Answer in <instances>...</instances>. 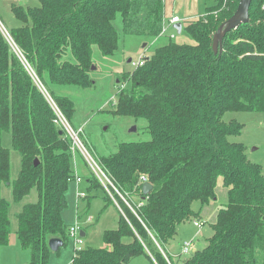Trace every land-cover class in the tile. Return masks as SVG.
<instances>
[{"label":"trees","instance_id":"1","mask_svg":"<svg viewBox=\"0 0 264 264\" xmlns=\"http://www.w3.org/2000/svg\"><path fill=\"white\" fill-rule=\"evenodd\" d=\"M37 1L35 7L12 5L21 25L9 33L70 122L75 103L58 90L95 85L90 74L94 47L105 57L117 53L118 17L127 36L160 38L170 27L165 0ZM211 1L182 29L193 44L171 41L125 74L132 89L120 88L112 113L146 120L151 139L119 144L102 165L142 206L134 214L122 203L125 216L120 213L117 229L104 232L105 247L75 250L71 264H131L142 256L150 264H264V172L249 160L244 144L230 141L242 133L243 125L224 120L226 113L264 114V15L257 14L264 10V0H254L250 22L240 27L242 37L229 38L234 31L229 33L218 54L214 34L233 16L240 0ZM61 131L0 28V254L12 237L11 203L2 197L3 187L11 188L15 203L37 191V202L24 205L17 215L15 231L21 248L30 252L29 264H49L50 239H61L63 246L69 241L63 213L76 174L71 143ZM4 133L11 134L13 149L20 154L16 179L11 177V151L2 145ZM143 175L153 187L145 199L137 189ZM88 176V191L94 183L103 191L95 177ZM219 178L228 189V204L218 211L207 246L183 259L181 249L171 250L178 228L201 218L193 204L205 207L216 199ZM84 198L89 200L87 205L79 202V219L93 197Z\"/></svg>","mask_w":264,"mask_h":264},{"label":"rangeland","instance_id":"2","mask_svg":"<svg viewBox=\"0 0 264 264\" xmlns=\"http://www.w3.org/2000/svg\"><path fill=\"white\" fill-rule=\"evenodd\" d=\"M165 1L167 16L173 17L177 15L184 27L190 19L192 20L202 15L206 8L212 5L211 0ZM259 13L264 15L263 7L258 10L257 14L259 15ZM0 21L8 32L15 26L21 25L20 21L12 13L10 0H0ZM256 23L259 24L260 20H257ZM173 25H170L167 32L160 38L127 36L123 33L121 17H118L115 21V26L120 34L117 53L112 57H105L101 54L98 47H94L93 59L96 69L92 70L90 74L95 85L89 89L76 87L59 88L58 94L69 97L75 103L76 112L71 121L72 125L75 128H84L82 140L88 148L94 151V154L100 159L101 163L103 162V158L117 152L121 143L146 142L151 139V133L146 120L118 117L113 115L112 112L118 103L120 88L125 90L132 89V83H126L124 78L125 74H131L135 71L133 62L149 58L158 47L166 45L171 41L179 44L194 43L192 37L187 32L179 34ZM243 32L239 28L229 38L233 36L240 38ZM130 59L132 63H128ZM32 78L49 106L51 102L48 99V95L58 106L51 91L42 84L40 79L37 77L40 81L39 83L34 76ZM224 120L227 123L238 122L243 125L242 133L238 136H231L230 141L244 144L249 160L260 165L264 172V114L258 112L226 113ZM134 127L136 131H131ZM2 145L11 151V177L12 179H16L21 169V158L20 154L13 149L11 134L4 133L2 135ZM73 162L76 177L83 176L82 180H84L80 184L76 179L69 183L66 195L68 207L63 213V219L69 228L79 222L86 230L87 236L83 238V248H104L103 234L106 231L117 229L120 211L112 203L111 198L94 183L92 191L89 192L93 197L91 199V207L86 212H82L81 219L78 218V195H86L90 171L88 165L79 155L73 158ZM90 175L92 174L90 173ZM215 192L216 199L211 200L205 207H202L200 202L193 204V209L201 213L202 225L198 228L194 225L193 221L182 224L178 228V233L174 239L175 249L173 252H180L181 246L185 242H193V251L207 246L208 239L214 234L212 225L216 222L217 213L228 204V189L224 186L223 178L218 179ZM93 194L97 195L98 198L94 197ZM2 197L11 203L12 237L10 244L1 250L0 264H29L30 252L24 251L21 248L15 231L18 227L17 215L21 212L24 205L37 202V191L34 189L20 203H15L11 188L3 187ZM105 197H108L112 204L106 201ZM135 199L133 200L137 201ZM89 217L94 218L91 224H88ZM76 248L75 239L69 237L67 245L61 247L59 252L51 251L49 264H71ZM163 256L168 259L165 253ZM182 257L185 259L189 255L185 254ZM132 264H150V261L146 256H142Z\"/></svg>","mask_w":264,"mask_h":264},{"label":"built area","instance_id":"3","mask_svg":"<svg viewBox=\"0 0 264 264\" xmlns=\"http://www.w3.org/2000/svg\"><path fill=\"white\" fill-rule=\"evenodd\" d=\"M181 23V19L178 16H173L170 20V25ZM0 28L7 38V40L10 42L12 48L16 51V53L20 56L22 61L27 67L28 72L31 76H34L37 82L40 83L39 79L37 78L34 70L30 67V65L26 62V60L22 57L20 52L17 50L16 45L14 44L12 37L10 33L5 29L3 24L0 21ZM167 32V28L164 29L163 35ZM174 37V36H172ZM145 58L140 59L138 62H133V66L135 68L141 67L145 64ZM48 99L50 100L51 109L55 114V124L61 128V130L66 134V137L69 139L71 143V152L73 155V158L75 156H80L83 158L85 163L88 165L90 173L96 178V180L101 185L103 191L111 198L112 203L118 208L120 213H122L125 216L124 210L122 208V203L125 204L134 214H137V209L142 206V203L139 202V198L136 196H130V194L125 193L115 182L111 174L104 168L102 163L100 162V159L94 154V151L88 148L85 143L82 140V135L84 134V128L79 127L75 128L70 120L64 115V113L61 111L60 107L57 106L53 100L48 95ZM75 167V166H74ZM78 183L82 181L80 177L75 178ZM148 177L146 175H143L140 177L137 189L140 188L141 193L143 192L142 188L144 183H147ZM79 198H84V194H79ZM137 198V199H135ZM133 199L137 200L134 201ZM94 221L93 217L88 218V224H91ZM194 225L198 228L201 227L202 222L201 221H195ZM89 226V225H88ZM83 232V227L78 222L75 226H72L69 228V237L75 239L76 243V251L83 249V237L81 236V233ZM193 242H185L182 244L181 253L183 255L190 254L193 250Z\"/></svg>","mask_w":264,"mask_h":264},{"label":"water","instance_id":"4","mask_svg":"<svg viewBox=\"0 0 264 264\" xmlns=\"http://www.w3.org/2000/svg\"><path fill=\"white\" fill-rule=\"evenodd\" d=\"M254 0H240L239 5L233 16L224 24H222L218 31L214 34L213 37V50L215 54H218L219 52H222L223 50V41L224 38L233 31L237 30L243 25H247L250 22V9L252 6V3ZM174 28L177 30L179 34L182 33V24H174ZM149 59V58H148ZM132 60L130 59L128 63H131ZM96 67L93 66L92 70H95ZM131 131H136V128L134 127ZM61 135H63V132H60ZM153 187L152 185L147 182L143 185V194L144 199L147 197V195L152 191ZM81 236L84 238L85 233L82 232ZM63 241L59 238H52L49 241V248L53 252H58L59 249L63 246Z\"/></svg>","mask_w":264,"mask_h":264},{"label":"crops","instance_id":"5","mask_svg":"<svg viewBox=\"0 0 264 264\" xmlns=\"http://www.w3.org/2000/svg\"><path fill=\"white\" fill-rule=\"evenodd\" d=\"M36 2V3H35ZM10 3H11V7H12V5H16V6H24V7H27V6H32V7H35V6H38V1L37 0H10ZM34 3V4H33ZM37 4V5H36ZM166 16H167V13H166ZM177 16V15H176ZM201 15H199L198 17H196V18H194V19H192V20H195V19H198L199 17H200ZM168 17V16H167ZM170 18H172V17H170ZM191 19L189 20V21H192ZM21 24V23H20ZM20 26V25H19ZM19 26H15L14 28H16V27H19ZM182 26H183V24H182ZM184 27V26H183ZM183 29V28H182ZM132 63V62H131ZM81 176V175H80ZM81 179L82 178H84L83 176L82 177H80ZM84 180V179H83ZM82 180V181H83ZM82 181L80 182V183H82ZM88 182V181H87ZM79 183V184H80ZM89 184H88V188H87V192L85 193L86 195H85V197H89V196H91L90 195V193H89ZM94 195V197H97V195H95V194H93ZM98 198V197H97ZM88 198L87 199H85V198H79V202H81V201H83V203H84V205H87V203H88ZM79 202H78V205H77V208H78V206H79ZM92 202V201H91ZM90 202V203H91ZM91 206V205H90ZM198 221H201L202 222V218H199L198 219ZM86 236H87V232H86ZM63 247V246H62ZM174 249H175V246L173 245L172 247H171V250H173L174 251ZM137 260V259H136ZM134 262V261H133ZM132 262V263H133ZM131 263V264H132Z\"/></svg>","mask_w":264,"mask_h":264}]
</instances>
